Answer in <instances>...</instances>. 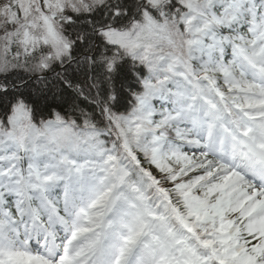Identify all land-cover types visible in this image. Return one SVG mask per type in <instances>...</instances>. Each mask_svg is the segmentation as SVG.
<instances>
[{"label":"snow or ice","instance_id":"obj_1","mask_svg":"<svg viewBox=\"0 0 264 264\" xmlns=\"http://www.w3.org/2000/svg\"><path fill=\"white\" fill-rule=\"evenodd\" d=\"M0 264H264V0H0Z\"/></svg>","mask_w":264,"mask_h":264}]
</instances>
